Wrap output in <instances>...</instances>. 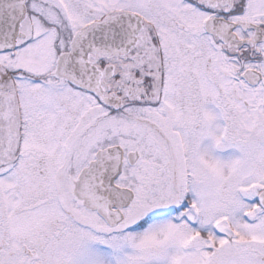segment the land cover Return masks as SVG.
Masks as SVG:
<instances>
[{"label": "snow or ice", "instance_id": "6c2138e0", "mask_svg": "<svg viewBox=\"0 0 264 264\" xmlns=\"http://www.w3.org/2000/svg\"><path fill=\"white\" fill-rule=\"evenodd\" d=\"M0 264H264V0H0Z\"/></svg>", "mask_w": 264, "mask_h": 264}]
</instances>
